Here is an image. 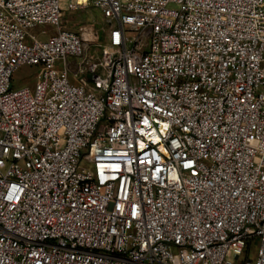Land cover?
I'll return each instance as SVG.
<instances>
[{
    "label": "built area",
    "instance_id": "obj_1",
    "mask_svg": "<svg viewBox=\"0 0 264 264\" xmlns=\"http://www.w3.org/2000/svg\"><path fill=\"white\" fill-rule=\"evenodd\" d=\"M63 1L0 0V264H264V0Z\"/></svg>",
    "mask_w": 264,
    "mask_h": 264
},
{
    "label": "rangeland",
    "instance_id": "obj_2",
    "mask_svg": "<svg viewBox=\"0 0 264 264\" xmlns=\"http://www.w3.org/2000/svg\"><path fill=\"white\" fill-rule=\"evenodd\" d=\"M62 6L66 7L65 0L62 3ZM62 26L66 29L75 31V32H85L87 38H91L90 33L92 32L96 37L97 41L101 44L105 43V31L107 28L106 21L100 14V11L95 7L90 5L78 7L76 9H64L61 18ZM45 30V34L42 35L41 31ZM52 26H37L31 28L29 32L34 34L37 38L43 39L46 35L53 34ZM30 71V72H29ZM31 69L22 68L16 72L14 78V88H19L21 86H28L32 88L35 83L34 71L31 72ZM78 76H83L82 73H79Z\"/></svg>",
    "mask_w": 264,
    "mask_h": 264
},
{
    "label": "bare ground",
    "instance_id": "obj_3",
    "mask_svg": "<svg viewBox=\"0 0 264 264\" xmlns=\"http://www.w3.org/2000/svg\"><path fill=\"white\" fill-rule=\"evenodd\" d=\"M79 1H82V0H79Z\"/></svg>",
    "mask_w": 264,
    "mask_h": 264
}]
</instances>
